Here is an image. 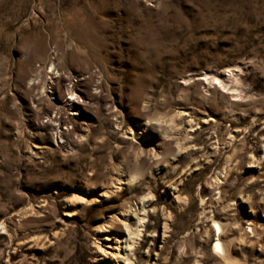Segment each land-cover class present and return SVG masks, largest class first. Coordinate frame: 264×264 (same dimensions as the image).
<instances>
[{
	"label": "rangeland",
	"instance_id": "1",
	"mask_svg": "<svg viewBox=\"0 0 264 264\" xmlns=\"http://www.w3.org/2000/svg\"><path fill=\"white\" fill-rule=\"evenodd\" d=\"M0 264H264V0H0Z\"/></svg>",
	"mask_w": 264,
	"mask_h": 264
},
{
	"label": "bare ground",
	"instance_id": "2",
	"mask_svg": "<svg viewBox=\"0 0 264 264\" xmlns=\"http://www.w3.org/2000/svg\"><path fill=\"white\" fill-rule=\"evenodd\" d=\"M214 231L216 233V236L218 237V241L215 243L214 245V251L215 253L218 254V256H220L223 259H227V255H226V251H225V247L224 245L221 243V234L223 232V228L221 227V225L219 223H214Z\"/></svg>",
	"mask_w": 264,
	"mask_h": 264
}]
</instances>
